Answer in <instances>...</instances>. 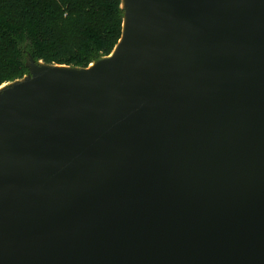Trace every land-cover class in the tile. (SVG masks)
<instances>
[{
	"label": "water",
	"instance_id": "1",
	"mask_svg": "<svg viewBox=\"0 0 264 264\" xmlns=\"http://www.w3.org/2000/svg\"><path fill=\"white\" fill-rule=\"evenodd\" d=\"M122 9L0 87V264H264V0Z\"/></svg>",
	"mask_w": 264,
	"mask_h": 264
},
{
	"label": "trees",
	"instance_id": "2",
	"mask_svg": "<svg viewBox=\"0 0 264 264\" xmlns=\"http://www.w3.org/2000/svg\"><path fill=\"white\" fill-rule=\"evenodd\" d=\"M122 0H0V87L29 74L27 57L87 68L122 37Z\"/></svg>",
	"mask_w": 264,
	"mask_h": 264
}]
</instances>
